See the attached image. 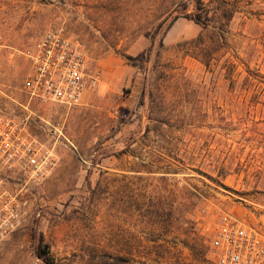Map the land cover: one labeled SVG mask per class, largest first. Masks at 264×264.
<instances>
[{"label": "rangeland", "instance_id": "rangeland-1", "mask_svg": "<svg viewBox=\"0 0 264 264\" xmlns=\"http://www.w3.org/2000/svg\"><path fill=\"white\" fill-rule=\"evenodd\" d=\"M227 1L238 12L207 67L187 51L200 26L181 18L165 35L185 0H0V121L59 157L39 183L0 169L28 200L0 264H218L224 218L264 229V0ZM55 28L96 81L72 106L23 89L26 53ZM40 235L53 263L36 254Z\"/></svg>", "mask_w": 264, "mask_h": 264}, {"label": "built area", "instance_id": "built-area-1", "mask_svg": "<svg viewBox=\"0 0 264 264\" xmlns=\"http://www.w3.org/2000/svg\"><path fill=\"white\" fill-rule=\"evenodd\" d=\"M30 63L24 92L31 100L72 106L96 81L88 75L82 45L63 29L48 30L26 53ZM51 147L12 120L0 121V169L13 172L25 185L39 183L58 166ZM28 200L0 180V244L26 221ZM211 250L218 264H264V229L232 217L217 226Z\"/></svg>", "mask_w": 264, "mask_h": 264}, {"label": "trees", "instance_id": "trees-1", "mask_svg": "<svg viewBox=\"0 0 264 264\" xmlns=\"http://www.w3.org/2000/svg\"><path fill=\"white\" fill-rule=\"evenodd\" d=\"M238 12V8L235 4L227 0H212L209 5H206L204 0H185V2L180 3L175 7L170 15L171 22L169 23L165 35L168 34L170 29L173 27L174 23L181 18L193 21L196 25L200 26L202 33L200 36L188 42V45L193 46L191 51L188 52L189 55L200 59L207 67L211 66L214 60L213 55H216L219 51V46L225 45L227 41L225 33L228 32L230 23L232 22L235 14ZM216 25L218 28H216ZM217 29L221 30L224 35L218 34ZM216 34L215 36H210L211 33ZM164 39L162 41L163 45ZM147 53H143L140 59L145 58ZM250 73V70H248ZM128 151L122 150L120 152H115L114 156L120 157L125 155ZM35 243L37 242V236L33 238ZM36 254L39 258L45 260L47 263H53L48 246H44V238L40 235V241L37 243ZM156 261H154L155 263ZM116 264H146L142 261H134L128 258L125 254H118L115 257Z\"/></svg>", "mask_w": 264, "mask_h": 264}]
</instances>
